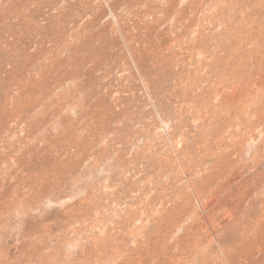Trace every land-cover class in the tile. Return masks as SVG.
Wrapping results in <instances>:
<instances>
[{
  "label": "rangeland",
  "instance_id": "obj_1",
  "mask_svg": "<svg viewBox=\"0 0 264 264\" xmlns=\"http://www.w3.org/2000/svg\"><path fill=\"white\" fill-rule=\"evenodd\" d=\"M0 264H264V0H0Z\"/></svg>",
  "mask_w": 264,
  "mask_h": 264
}]
</instances>
